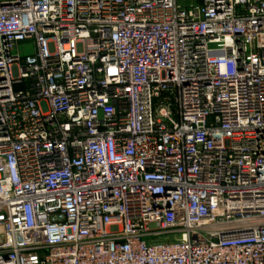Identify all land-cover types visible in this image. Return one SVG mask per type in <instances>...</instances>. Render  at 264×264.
Listing matches in <instances>:
<instances>
[{
	"label": "built area",
	"instance_id": "obj_1",
	"mask_svg": "<svg viewBox=\"0 0 264 264\" xmlns=\"http://www.w3.org/2000/svg\"><path fill=\"white\" fill-rule=\"evenodd\" d=\"M0 264H264V0H0Z\"/></svg>",
	"mask_w": 264,
	"mask_h": 264
},
{
	"label": "rangeland",
	"instance_id": "obj_2",
	"mask_svg": "<svg viewBox=\"0 0 264 264\" xmlns=\"http://www.w3.org/2000/svg\"><path fill=\"white\" fill-rule=\"evenodd\" d=\"M34 45L33 43L29 42V43H26L25 45H23L20 49V53L25 55L27 53H32L34 52Z\"/></svg>",
	"mask_w": 264,
	"mask_h": 264
}]
</instances>
